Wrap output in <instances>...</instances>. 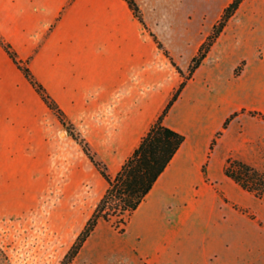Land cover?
I'll use <instances>...</instances> for the list:
<instances>
[{"label":"crops","instance_id":"crops-1","mask_svg":"<svg viewBox=\"0 0 264 264\" xmlns=\"http://www.w3.org/2000/svg\"><path fill=\"white\" fill-rule=\"evenodd\" d=\"M230 1L185 63L159 32L156 0H136L144 23L126 0H0V38L115 174L183 79L151 32L186 72ZM263 93L264 0H242L163 118L185 139L124 231L114 230L121 239L112 251L124 255L126 264H236L235 258L222 260L223 244L228 242L227 252L251 250L252 226L259 231L255 246L264 248V207L251 208L247 199L253 194L223 171L230 154L249 162L246 153L264 136V120L248 113L264 111ZM220 146L226 151L217 158ZM106 187L0 43V226L31 210L34 201L48 200L50 190L58 199H86L94 210ZM206 211L214 217L212 227L198 224ZM220 217L224 225H216Z\"/></svg>","mask_w":264,"mask_h":264},{"label":"rangeland","instance_id":"rangeland-1","mask_svg":"<svg viewBox=\"0 0 264 264\" xmlns=\"http://www.w3.org/2000/svg\"><path fill=\"white\" fill-rule=\"evenodd\" d=\"M226 1L156 0L159 32L169 38L172 49L178 52L177 56L180 54L178 58L182 63L187 61L196 40ZM240 64L241 72L245 61ZM259 105L264 110V93ZM252 110L264 114L259 108ZM258 117L264 120V117ZM225 151L226 146H220L217 158L223 157ZM246 156L251 164L264 170V136L253 142L252 152L246 153ZM218 164L219 160L216 161L217 167ZM247 202L251 208L264 207V198L257 199L251 195ZM92 210L93 204L86 199H58L50 190L48 200L34 201L31 210H26L24 215L11 218L0 226V264H60ZM207 214L208 211L198 223L201 227L215 225L214 217L208 218ZM216 220V225H224L222 217ZM259 222L264 226V220L259 219ZM236 224L241 225V222L236 221ZM114 230L109 222H100L70 264H126L124 255L112 251V244L121 239ZM258 235L259 231L252 226L251 250L233 249L227 252L225 249L229 247L228 242H224L225 249L220 254L222 260L235 258L236 264H264V248L255 246Z\"/></svg>","mask_w":264,"mask_h":264},{"label":"trees","instance_id":"trees-1","mask_svg":"<svg viewBox=\"0 0 264 264\" xmlns=\"http://www.w3.org/2000/svg\"><path fill=\"white\" fill-rule=\"evenodd\" d=\"M126 1L135 16L138 17L142 23H144L141 9L136 0ZM241 1L242 0H231L224 7L217 22L212 26L210 33L198 48L197 53L191 58L187 73H184L180 66L176 64V62L169 55L168 51L163 48L162 43L157 39L156 35L151 32V35L156 40L158 45L164 50L165 54L169 56L180 74H182L183 79L162 112L150 125L146 133L141 137L136 148L126 158L121 168L115 174H111L108 171L107 165L96 157L86 139L74 130V127L68 120L64 110L48 93L43 84L34 76L29 66L18 58L15 50L8 42L0 38V43L3 45L9 56L22 70L40 97L62 122L71 136L81 145L84 153L107 182V187L103 195L97 202L83 228L76 236L74 242L65 253L60 264L72 263L88 237L98 225L100 219L109 222L118 232L124 231L130 215L150 191L155 181L164 171L185 139V135L183 133L173 129L163 122L164 116L180 94L186 81L192 76L194 70L206 57L211 45L223 30L230 17L235 13ZM240 66L241 64L235 68V74H239L241 69ZM245 110V108H242L239 111L231 113L225 119L223 128H225L239 112H243ZM248 113L264 117V114L258 110H248ZM221 133L222 130H219L216 133V137L212 139L210 143V151L213 150L217 142V137H219ZM205 170L206 167L204 165L203 171L205 172ZM223 171L227 177L232 179L244 190L252 193L259 199L264 198V170H261L255 165L230 154L225 160ZM242 210L247 212L245 209ZM249 215L253 218L255 217L252 213H249Z\"/></svg>","mask_w":264,"mask_h":264}]
</instances>
